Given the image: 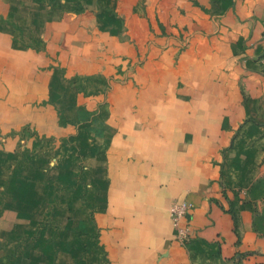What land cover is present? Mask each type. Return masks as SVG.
I'll use <instances>...</instances> for the list:
<instances>
[{
    "label": "crops",
    "instance_id": "1",
    "mask_svg": "<svg viewBox=\"0 0 264 264\" xmlns=\"http://www.w3.org/2000/svg\"><path fill=\"white\" fill-rule=\"evenodd\" d=\"M85 3L0 0V264H264V0Z\"/></svg>",
    "mask_w": 264,
    "mask_h": 264
},
{
    "label": "rangeland",
    "instance_id": "2",
    "mask_svg": "<svg viewBox=\"0 0 264 264\" xmlns=\"http://www.w3.org/2000/svg\"><path fill=\"white\" fill-rule=\"evenodd\" d=\"M85 1L83 0H63V1L60 0V3L66 4L69 7V12L72 13V15H75L76 13L81 12L82 10L88 8L87 3H85ZM70 46H71V43H70ZM71 77L72 76H70V78ZM87 81L89 85L90 84L93 85L94 83L99 84V85L101 84L105 85L107 83V78L106 76H102L100 74L96 76L92 75L88 77ZM57 148H55L56 152L58 151ZM249 196H250L251 201L254 203L255 210L259 211L260 213V210H262V208L264 207V180L263 182L260 183V185H258L254 193H252ZM258 224L262 227V230L264 231V217L258 218Z\"/></svg>",
    "mask_w": 264,
    "mask_h": 264
},
{
    "label": "built area",
    "instance_id": "3",
    "mask_svg": "<svg viewBox=\"0 0 264 264\" xmlns=\"http://www.w3.org/2000/svg\"><path fill=\"white\" fill-rule=\"evenodd\" d=\"M262 71L264 72V51L260 58ZM192 202L186 199L175 200L169 208L170 220L175 227V238L183 243L189 238V224L183 220L187 217Z\"/></svg>",
    "mask_w": 264,
    "mask_h": 264
},
{
    "label": "trees",
    "instance_id": "4",
    "mask_svg": "<svg viewBox=\"0 0 264 264\" xmlns=\"http://www.w3.org/2000/svg\"><path fill=\"white\" fill-rule=\"evenodd\" d=\"M263 180H264V174L257 177L252 182V184L249 186L248 194L251 195L252 193H254V191L257 189L258 185H260V183L263 182ZM263 212H264V207L262 208V210H260V213H259V211L255 210L254 215H253L254 228L257 229L258 231H260L262 234H264V231L262 230V227L258 224V218L264 217ZM233 215H234V218L236 219L237 216H236L235 212H233Z\"/></svg>",
    "mask_w": 264,
    "mask_h": 264
}]
</instances>
